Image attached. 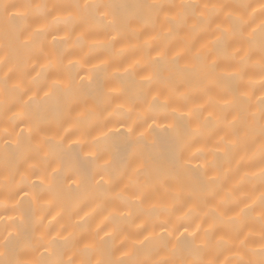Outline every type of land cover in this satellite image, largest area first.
Returning a JSON list of instances; mask_svg holds the SVG:
<instances>
[{
  "label": "bare ground",
  "instance_id": "obj_1",
  "mask_svg": "<svg viewBox=\"0 0 264 264\" xmlns=\"http://www.w3.org/2000/svg\"><path fill=\"white\" fill-rule=\"evenodd\" d=\"M262 5L0 0V264H261Z\"/></svg>",
  "mask_w": 264,
  "mask_h": 264
},
{
  "label": "snow or ice",
  "instance_id": "obj_2",
  "mask_svg": "<svg viewBox=\"0 0 264 264\" xmlns=\"http://www.w3.org/2000/svg\"><path fill=\"white\" fill-rule=\"evenodd\" d=\"M84 7L87 8V7H89V5L85 4ZM163 7L164 6H161L162 9H163ZM204 7L207 8L208 5H205ZM213 7L215 8L216 6L213 5ZM219 7L223 8L224 6L220 5ZM262 10H264V5H262ZM201 15H203V14H201ZM226 19H228L229 21H231L233 19V16H232L231 12H229L227 14ZM241 27H242V22L234 24L232 29L222 30V31H224L225 34H227L228 31H234V30H237V29H239ZM218 28H219V25H218ZM261 30L264 31V23L261 24ZM158 55H160V54L158 53ZM211 67H213V68L216 67L215 61L212 62ZM121 127H123V124H121ZM117 131H119V130H117ZM132 132H133V129L131 127H129L128 130H127V134H131ZM108 136H109V132H102L100 134V136L94 138L93 143L94 144H98L101 139H107ZM21 191H22V189H21ZM181 227H183V225H181ZM184 231H185V233H187V231H188L187 228H185ZM193 235H195V234H193ZM17 264H19V262H17ZM69 264H70V262H69ZM97 264H105V262L98 261ZM115 264H120V262L117 261V262H115ZM198 264H203V262H198ZM207 264H212V262L209 261V262H207ZM241 264H244V262H241ZM261 264H264V260L261 261Z\"/></svg>",
  "mask_w": 264,
  "mask_h": 264
}]
</instances>
